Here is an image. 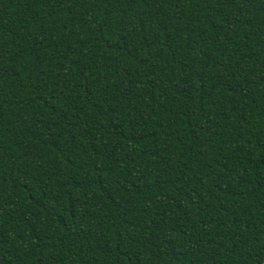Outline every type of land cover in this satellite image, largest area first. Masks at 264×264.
<instances>
[{
	"label": "trees",
	"instance_id": "1",
	"mask_svg": "<svg viewBox=\"0 0 264 264\" xmlns=\"http://www.w3.org/2000/svg\"><path fill=\"white\" fill-rule=\"evenodd\" d=\"M264 0H0V264H261Z\"/></svg>",
	"mask_w": 264,
	"mask_h": 264
},
{
	"label": "rangeland",
	"instance_id": "2",
	"mask_svg": "<svg viewBox=\"0 0 264 264\" xmlns=\"http://www.w3.org/2000/svg\"><path fill=\"white\" fill-rule=\"evenodd\" d=\"M261 264H264V261Z\"/></svg>",
	"mask_w": 264,
	"mask_h": 264
}]
</instances>
